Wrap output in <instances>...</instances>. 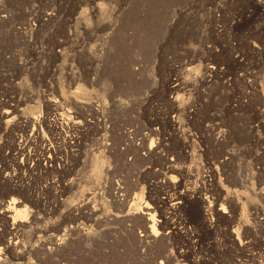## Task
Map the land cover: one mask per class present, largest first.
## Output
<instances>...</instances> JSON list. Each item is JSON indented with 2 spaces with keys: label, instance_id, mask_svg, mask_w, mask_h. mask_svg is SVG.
Masks as SVG:
<instances>
[{
  "label": "rangeland",
  "instance_id": "374dc122",
  "mask_svg": "<svg viewBox=\"0 0 264 264\" xmlns=\"http://www.w3.org/2000/svg\"><path fill=\"white\" fill-rule=\"evenodd\" d=\"M257 1L0 0V112L22 111L21 130L0 133L9 168L1 179H12L0 183V201L19 202L7 225L0 218V250L3 240L16 242L22 258L0 251V264H264V52L251 54L248 44H264V32H254L264 27ZM206 59L221 75L203 84ZM178 76L188 86L174 114L165 86ZM77 97L89 98L91 111L81 110ZM39 116L45 121L33 124ZM169 120L181 128L186 154ZM72 126L82 132L73 149L63 142ZM41 143L53 149L51 157L59 153L52 163L41 158ZM152 144L161 145L163 158L149 154ZM170 160L193 175L175 174L181 191L197 188L212 202L222 192H248L257 219L247 205L244 213L219 200L216 210L225 213H209L212 227L205 229L194 206L174 214L168 204L157 213L177 229L146 238L139 212L166 199V178L157 174ZM202 176L214 179L213 187ZM241 213L249 233L233 235ZM12 221L21 229L16 240L7 232ZM57 240L69 248L54 252Z\"/></svg>",
  "mask_w": 264,
  "mask_h": 264
},
{
  "label": "bare ground",
  "instance_id": "6f19581e",
  "mask_svg": "<svg viewBox=\"0 0 264 264\" xmlns=\"http://www.w3.org/2000/svg\"><path fill=\"white\" fill-rule=\"evenodd\" d=\"M214 1V0H213ZM232 1V0H231ZM196 2H194V4H195ZM188 4V3H187ZM192 5H193V2L191 3ZM191 4H189L190 5V7H191ZM208 4V3H207ZM210 5V4H209ZM225 5H226V3H225ZM188 6V5H187ZM193 6H196V5H193ZM192 6V7H193ZM197 6H199V5H197ZM196 6V7H197ZM207 6V5H206ZM186 7V6H185ZM254 7H255V9L258 11V12H262V13H264V0H262V1H257V5H254ZM201 8V7H200ZM204 8V7H203ZM213 8V7H212ZM223 8V7H222ZM185 9V8H184ZM190 9V8H189ZM188 8H186L185 9V11H183L184 13L185 12H187L188 10H189ZM194 9H196V8H194ZM194 9L192 10V9H190V10H192L193 12H194ZM196 10H199V9H196ZM200 10H202V9H200ZM217 10V9H216ZM220 10V9H219ZM218 10V11H219ZM222 10V9H221ZM248 10V9H247ZM256 11V12H257ZM222 12V11H221ZM200 13V12H199ZM189 14V13H188ZM187 14V15H188ZM193 14H195V13H193ZM193 14H192V16H193ZM201 14V13H200ZM248 14V13H247ZM180 15V14H179ZM197 15V14H196ZM196 15H194V16H196ZM221 15V14H220ZM261 15V14H260ZM53 16H55V15H51V14H46V15H44L43 17H44V20L47 22V21H50V20H52L53 19ZM174 16V15H173ZM181 16V15H180ZM184 16V15H183ZM186 16V15H185ZM253 16V15H252ZM256 16V15H255ZM175 17V16H174ZM198 17V16H197ZM199 17H200V15H199ZM3 18H5V17H3ZM46 18V19H45ZM187 18V17H186ZM193 18V17H192ZM195 18V17H194ZM197 19H199V18H197ZM235 19V18H234ZM259 19V18H258ZM173 20V19H172ZM264 20V19H263ZM53 21V20H52ZM191 21V20H190ZM189 20H188V22H190ZM193 21H194V19H193ZM171 22V21H170ZM252 22V21H251ZM234 23H235V21H234ZM238 23V22H237ZM174 25V24H173ZM190 25V24H189ZM106 26V25H105ZM200 26H202V25H200ZM264 26V25H263ZM114 27V26H113ZM172 27V26H171ZM191 27V26H190ZM199 27V26H198ZM231 27V26H230ZM105 28H107V27H105ZM109 28V27H108ZM110 28H111V26H110ZM168 28H169V26H168ZM249 28V27H248ZM87 30V32L88 31H90L89 30V28H86ZM170 29V28H169ZM230 29V28H229ZM20 30V29H19ZM22 30V29H21ZM110 30V29H109ZM108 30V31H109ZM200 30V29H199ZM198 30V31H199ZM111 32L112 31H114L113 29L112 30H110ZM195 31V30H194ZM217 31V30H216ZM221 31V30H220ZM19 32V31H18ZM23 33H24V31H22ZM21 32V34H23ZM93 32V31H92ZM91 32V33H92ZM202 32V31H201ZM251 33L253 32V29H252V31H250ZM249 32V30H248V33H250ZM254 32H256L257 34L258 33H261L262 34V32H264V27H261V26H258L257 28L255 27V29H254ZM20 33V32H19ZM89 34H90V32H88ZM87 33V34H88ZM198 33V32H197ZM242 33V32H241ZM256 33H254V34H256ZM89 34H88V36H89ZM113 34V33H112ZM111 34V35H112ZM253 34V35H254ZM23 35H25V33L23 34ZM194 35V34H193ZM94 37V36H93ZM219 37V36H218ZM247 37V36H246ZM253 37V36H252ZM90 38H92V36L90 37ZM200 38H202V37H200ZM254 38V37H253ZM262 38H263V36H262ZM198 39H199V37H198ZM221 39V38H220ZM234 39V38H233ZM264 39V38H263ZM262 39V40H263ZM200 40H202V39H200ZM206 40V39H205ZM197 41H199V40H197ZM196 41V42H197ZM244 41V40H243ZM252 41V40H251ZM203 42V41H202ZM205 42V41H204ZM206 44V43H205ZM231 44V43H230ZM239 44V43H238ZM247 44V43H246ZM249 45L251 44V54L252 53H255V56L256 55H258V56H261V55H263V52H264V44L262 43V42H259L258 44L259 45H257V44H252V42L251 43H248ZM232 45V44H231ZM197 46V45H196ZM203 46V45H202ZM230 46V45H229ZM200 47H201V45H200ZM249 47V46H248ZM214 48V47H213ZM216 48V47H215ZM222 48V47H221ZM245 48V47H244ZM190 49H191V47H190ZM194 49V48H193ZM201 49V48H200ZM199 49V50H200ZM208 49L210 50V53H213V50L211 51V48L210 47H208ZM234 49V48H233ZM221 50V49H220ZM237 50V49H236ZM241 50V49H240ZM192 51V50H191ZM193 52H196V50H194ZM198 52V51H197ZM215 52V51H214ZM189 53V52H188ZM200 53V52H199ZM247 54V53H246ZM194 55V54H193ZM198 56H199V54H197ZM235 55V54H234ZM241 55V54H240ZM195 56V55H194ZM194 56H193V58L192 59H194ZM236 56V55H235ZM264 56V55H263ZM192 57V56H191ZM200 57V56H199ZM242 57V56H241ZM207 58V57H206ZM238 58V57H237ZM240 58V57H239ZM208 59V58H207ZM207 59H206V61L204 60V66H203V68H202V76H201V81H202V83L203 84H208L209 82L211 83V79L213 80V77L214 76H217L218 74H220V72H219V70H218V64H215V62L212 64V63H210L209 62V60L207 61ZM195 60V59H194ZM236 60V59H235ZM234 60V61H235ZM190 61H192V60H190ZM237 61H238V59H237ZM258 61V60H257ZM263 64V63H262ZM239 65V64H238ZM215 66H217V67H215ZM222 69V68H221ZM222 72V71H221ZM222 73H224V72H222ZM221 75V74H220ZM225 76V75H224ZM187 84L186 83H184V82H182L181 81V79H180V76H178L175 80H169V81H167V85L165 86V94L167 95V99H169V102H170V113H174V114H176V113H178L180 110H181V107H180V105H179V101H180V97H181V93H183L185 90H186V88H187ZM27 88V87H26ZM165 96V95H164ZM166 97V96H165ZM82 97H77V98H74V103L76 104V105H79L80 106V109L81 110H84V111H91L89 108H90V106L91 105H93L94 106V103L93 102H91L90 100H89V98H82ZM80 100H87L86 102H89V103H87L86 104V102H83V101H80ZM49 102H52V101H49ZM20 103V102H19ZM56 103V102H55ZM53 104H54V102H53ZM91 104V105H90ZM86 108V109H85ZM87 108H88V110H87ZM91 109H92V106H91ZM192 109V108H191ZM193 109H194V107H193ZM22 111L21 110H18L17 109V107L15 106V108H10L9 110H6V111H4V112H0V133H2V135L5 137V136H9V135H11L12 134V131H14V130H16V129H20L22 126H20V122L18 121V120H20L21 119V116H19L18 114H20ZM195 112V110H192V111H189V114L187 115L188 117L187 118H190L191 116H192V114ZM21 115V114H20ZM39 118H40V120H39ZM263 118V117H262ZM34 119V118H33ZM41 119H44L42 116H39V117H37L36 118V120L34 119V121H33V124H40V121H42ZM263 120H264V118H263ZM32 121V120H31ZM38 121V122H37ZM44 121H45V119H44ZM59 121V120H58ZM26 122V121H25ZM28 122H29V120H28ZM43 123V122H42ZM58 123H60V122H58ZM169 125H170V128H172V131H173V133L175 134V136H176V138H177V140H178V144H179V149H181L182 151H187V149H188V147L187 146H185V142H182V144H181V139H182V136H181V138H180V133H181V128L180 127H178V125H177V122L175 121V120H169ZM200 124V123H199ZM22 125V124H21ZM60 126H63L64 125V123H62V121H61V124H59ZM88 125L89 126H94V124H93V122L92 123H88ZM26 127V126H25ZM52 127H53V125H52ZM61 128V127H60ZM73 128H74V126H72V127H70V128H68L71 132H72V135L70 136V137H68V138H64L63 139V142L65 143V144H67L68 145V147H69V145H70V147L73 149V148H77L80 144H81V138H79L77 135H76V133H79L80 135L82 134V132L81 131H78L79 129H77V128H75V131L73 130ZM17 130V131H18ZM21 130V129H20ZM214 131H216V129H214L213 128V132ZM74 132V133H73ZM222 132H218V133H216V135H214L215 136V141L218 143V142H221L220 140L222 139V134H221ZM78 134V135H79ZM226 135V134H225ZM217 136V137H216ZM11 137V136H10ZM12 138V137H11ZM13 139V138H12ZM13 141V140H12ZM182 141H184V139H182ZM15 141H13L12 142V144L10 145V147H11V149L12 150H14V151H17V148H16V144L14 143ZM5 143V142H4ZM45 143V142H44ZM44 143H41L42 144V147L43 148H41V158L44 160V161H49L50 163H52V161H54L55 160V155L56 154H59V153H57V151H56V153L54 154V156H52L51 157V155H52V150L53 149H51L50 148V146L48 147V145H46V144H44ZM160 143V142H159ZM222 143V142H221ZM5 146H6V144H5ZM8 146V145H7ZM4 144H2V143H0V183H2V185L4 184L5 185V183H7V184H10L11 182H12V179H8L7 178V181H2V179H1V175H2V173L3 172H5L7 169H9L8 168V164L6 165L5 164V162H6V159H7V157L6 156H4ZM148 151H149V154L151 153H153V154H155V155H157L158 157H160V158H163V156H161V145L160 144H158V145H156V146H153V144L152 145H150L149 147H148ZM55 152V151H54ZM9 154V153H8ZM18 154V153H17ZM16 154V155H17ZM185 154H186V152H185ZM226 155H228V154H226ZM231 155V154H230ZM165 156V155H164ZM185 156V155H184ZM9 157H10V154H9ZM168 157V156H167ZM40 158V157H39ZM9 159V158H8ZM164 160L166 161V159L164 158ZM163 160V161H164ZM230 160V159H229ZM168 161V160H167ZM171 161V160H170ZM169 161V162H170ZM224 161V160H223ZM168 162V163H169ZM222 163V162H221ZM221 163H219V164H221ZM228 163V162H227ZM214 164V163H213ZM98 165H97V162H96V160L94 161V163H93V161H92V167H93V174L91 175V180H93V181H95L96 180V178H97V174H98V167H97ZM217 166V165H216ZM165 169H162L163 170V173H158L157 174V177L159 178L160 176H165V178H166V182H165V184H164V187H165V189H167V192L165 193V195L167 196L166 197V199H164V200H162V201H160V199L159 198H157V199H159V200H157V202L154 200V202H153V205H150V204H148V203H144L145 205H144V207H143V209H142V211H140L139 213L141 214V216L143 217V221H144V227H145V232H146V235H145V237L146 238H151V239H153V240H157L158 238H163L165 235H166V233H171V232H173L174 230H176L177 229V227H174L176 224H174V223H172V222H169L166 218H164V214L163 215H160L161 213H162V211H160L159 210V215H158V210H156V208H158V206H160V207H165V206H169L168 204H170V207H168V208H170V210H172V213H174V214H177L178 212H180L181 210H183V206L184 205H186L185 207H184V209H186V207H187V205H188V207L189 206H191V208H190V210H192V207L195 209V210H197V212L199 213V216H200V218H196L197 220H198V222H199V226H202V227H204L205 229L207 228V229H209V228H211L212 227V225L210 224V222H209V218H208V215H209V213H215L216 214V216H217V218H219L220 217V214L222 215V214H224L225 213V211H224V208H221V209H219V210H216V207H215V205H214V203H219L220 201L219 200H221V204L220 205H228V206H233V207H235V208H237L238 209V207L239 206H242V212H244V211H246V205L251 209V210H253L254 211V216L252 217L253 219H257V216H258V212H259V210L254 206V203L252 202V198H251V195H249V193L247 194L246 192H239L238 190V192L236 191L235 192V194H234V196L232 197L231 195H230V193L229 192H227V193H225V195H224V193L222 192V190H221V194H220V196H218L219 198H213V202L212 201H210V200H208L209 198H207V197H204V195H200V193H202L201 191L202 190H199L198 191V189L196 190V189H194L193 191H189V190H184V191H181V187H182V185H181V183H179V182H176V181H173L172 180V178H174V176H175V174H177V175H182L183 176V174H188L187 176H191L192 174L190 173V170H187V172L186 173H184V170H182V168H180L178 165H176V163H174L173 161H171V163L170 164H165V167H164ZM217 168H219L218 166H217ZM60 169H63L62 167H60ZM192 170V169H191ZM196 170V169H195ZM214 170V169H213ZM212 170V171H213ZM193 171V170H192ZM238 171V170H237ZM258 171H260V173L263 171L264 172V168H260V169H258ZM198 172H199V170H198ZM216 172V171H215ZM234 172V171H233ZM244 172V171H243ZM212 173V172H211ZM213 173H214V171H213ZM236 173V172H235ZM238 174V173H237ZM243 174V173H242ZM239 175V174H238ZM193 176V175H192ZM235 176V175H234ZM7 177V176H6ZM203 177V176H202ZM237 177V176H236ZM239 177V176H238ZM241 177V176H240ZM240 177H239V179H240ZM209 178V177H208ZM213 178H215V176L213 177ZM213 180L214 179H209V181L208 180H206L205 179V177H203L202 178V184L205 186V185H207L208 183H209V185L208 186H212V185H210V183L212 182L213 183ZM245 180V179H244ZM200 181V180H199ZM216 181V180H215ZM219 181H220V179H219ZM238 181V180H237ZM218 182V181H217ZM215 183V182H214ZM213 183V184H214ZM237 184H239L240 186V188H243L244 187V184H243V182H238ZM215 186H217V187H219V188H217V189H220V188H222L221 187V185H220V182L219 183H217V184H215ZM213 187V186H212ZM246 187V186H245ZM244 187V188H245ZM206 190V189H205ZM208 190V189H207ZM246 190V189H245ZM198 191V192H197ZM224 191V190H223ZM243 191V190H242ZM247 191V190H246ZM8 192V191H7ZM208 192H209V190H208ZM250 192V191H249ZM164 194V193H163ZM203 194V193H202ZM219 195V194H218ZM3 196H5L4 194H3ZM241 199H245V201L244 202H242L243 203V205L240 203V200ZM219 201V202H218ZM242 201V200H241ZM253 201H254V198H253ZM156 202V203H155ZM19 204V202L18 201H16V199H12V200H10V201H8V202H5L4 200H2V201H0V218L2 219V220H4V225H7V223H8V220L12 217V215H10V214H13L14 213V211H17L16 210V205H18ZM196 207V208H195ZM197 207H198V209H197ZM245 207V208H244ZM166 209V208H165ZM248 209V208H247ZM79 210V209H78ZM167 210V209H166ZM23 211V210H22ZM165 211V210H164ZM168 211H169V209H168ZM184 211V210H183ZM76 211L75 210H73L72 212H70V214L72 215H74V213H75ZM82 212V211H81ZM80 212V213H81ZM77 213V212H76ZM245 213V212H244ZM244 213L242 214L241 213V217L239 218V221H240V223L238 224V228H236V230L233 232V235L235 234H239V233H243L244 235L245 234H247V233H249V229L247 228V229H245V221H243L244 220ZM250 213H252V212H250L249 211V214ZM194 214V213H193ZM247 214V213H246ZM79 215V214H78ZM78 215H74L75 217L76 216H78ZM166 215V214H165ZM192 215V214H191ZM195 216V215H194ZM239 216V215H238ZM222 218V217H221ZM234 217H232V219H233ZM231 218H230V220H232ZM237 220H238V218H236ZM235 219V220H236ZM233 221V220H232ZM231 221V222H232ZM241 221L242 222H244V224L242 223L241 224ZM13 222V224L12 225H16V222L15 221H12ZM196 222V221H195ZM238 222V221H237ZM235 223V222H234ZM232 224V223H231ZM234 225V224H233ZM196 226V225H195ZM198 226V227H199ZM247 227V226H246ZM20 228H19V225L17 224L16 226H14L12 229H10V230H8L7 232H8V235H10V236H12L13 238H15V240L16 239H18L21 235L19 234V232H20ZM57 230V229H56ZM58 230H60V229H58ZM168 230H171V232H167ZM185 233V232H184ZM7 234V233H6ZM2 235L3 234H1L0 236L2 237ZM186 236V235H185ZM189 237V236H188ZM195 238V237H194ZM233 238V237H232ZM148 240V239H147ZM60 241V242H59ZM65 241L64 240H57L55 243H54V252L55 251H60V250H62V248L64 247L65 249L67 248V246L65 245V243H64ZM3 243L5 244L4 245V247L0 250L1 252L2 251H13V252H11V254H13L12 256H13V258H15L16 260H19V259H21L22 258V253L20 252V251H18L17 249H18V244L16 243V242H13V241H8V242H6V241H4L3 240ZM69 248V247H68ZM67 248V249H68ZM174 250V249H173ZM62 253V252H61ZM63 253H65V252H63ZM59 254V253H58ZM0 255H1V253H0ZM5 255V254H4ZM3 255V256H4ZM174 255V254H173ZM2 256V257H3ZM167 258V257H166ZM171 259H173V258H171ZM4 261V263H6V260H7V258H5V259H3ZM0 261H2V259H0ZM161 264V263H160ZM196 264V263H195Z\"/></svg>",
  "mask_w": 264,
  "mask_h": 264
}]
</instances>
